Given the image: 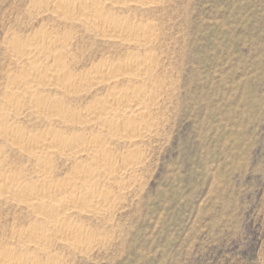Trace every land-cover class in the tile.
Returning a JSON list of instances; mask_svg holds the SVG:
<instances>
[{
  "label": "rangeland",
  "instance_id": "rangeland-1",
  "mask_svg": "<svg viewBox=\"0 0 264 264\" xmlns=\"http://www.w3.org/2000/svg\"><path fill=\"white\" fill-rule=\"evenodd\" d=\"M35 1L0 0V110L6 74L22 70L8 51L13 36L68 29ZM149 16L160 32L163 124L122 208L83 220L102 242L67 264H264V0H166ZM73 32L78 72L124 53L82 28ZM106 89L68 104L83 109ZM25 119L32 129L45 124ZM0 212L2 244L30 218L13 204Z\"/></svg>",
  "mask_w": 264,
  "mask_h": 264
},
{
  "label": "bare ground",
  "instance_id": "bare-ground-1",
  "mask_svg": "<svg viewBox=\"0 0 264 264\" xmlns=\"http://www.w3.org/2000/svg\"><path fill=\"white\" fill-rule=\"evenodd\" d=\"M165 2L36 0L35 8L46 7L68 29L61 34L47 28L9 41L12 61L22 70L5 73L0 204H13L30 219L0 244V264H67L68 256L86 257L103 238L83 220L121 209L140 182L145 148L163 124L160 101L166 84L158 74L161 58L155 48L160 32L149 12ZM74 27L123 47L124 53L103 56L78 72L71 52ZM100 86H107V93L89 98L83 109L68 104ZM26 117L46 125L29 128ZM10 152L23 160L22 167ZM61 164H69L63 174Z\"/></svg>",
  "mask_w": 264,
  "mask_h": 264
}]
</instances>
